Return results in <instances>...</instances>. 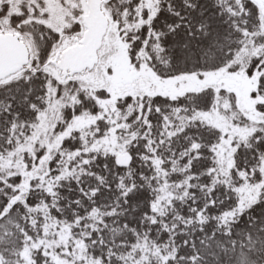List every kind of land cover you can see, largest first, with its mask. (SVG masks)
<instances>
[{
    "label": "snow or ice",
    "instance_id": "6c2138e0",
    "mask_svg": "<svg viewBox=\"0 0 264 264\" xmlns=\"http://www.w3.org/2000/svg\"><path fill=\"white\" fill-rule=\"evenodd\" d=\"M0 264H264V0H0Z\"/></svg>",
    "mask_w": 264,
    "mask_h": 264
}]
</instances>
